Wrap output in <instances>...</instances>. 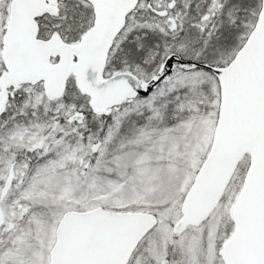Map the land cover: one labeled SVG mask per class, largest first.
Listing matches in <instances>:
<instances>
[{"label": "snow or ice", "instance_id": "snow-or-ice-1", "mask_svg": "<svg viewBox=\"0 0 264 264\" xmlns=\"http://www.w3.org/2000/svg\"><path fill=\"white\" fill-rule=\"evenodd\" d=\"M0 264H264V0H0Z\"/></svg>", "mask_w": 264, "mask_h": 264}]
</instances>
